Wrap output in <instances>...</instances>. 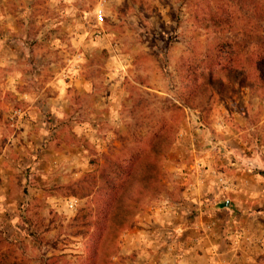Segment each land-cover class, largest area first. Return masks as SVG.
I'll list each match as a JSON object with an SVG mask.
<instances>
[{"label":"rangeland","instance_id":"374dc122","mask_svg":"<svg viewBox=\"0 0 264 264\" xmlns=\"http://www.w3.org/2000/svg\"><path fill=\"white\" fill-rule=\"evenodd\" d=\"M98 2L31 0L26 23L16 25L15 56L7 62L0 55V209L7 217L0 216V242L22 264H77L84 237L72 218L94 210L101 169L133 156L138 172L160 126L176 130L160 157L157 188L139 194L133 180L131 217L116 234L110 264L157 261L156 242L170 234L167 222H158L164 206L181 200L187 182L216 181V170L204 167L227 160L231 144L223 145L222 134L231 139L240 130L247 146L264 140L257 136L264 131V83L231 81L212 89L204 104L184 99L186 68L207 72L219 51L240 43L245 70L252 68L245 59L264 46V21L259 44L239 29L256 23L252 7L236 0H106L98 23ZM222 8L235 13L233 29L216 31L195 19L196 10L203 18L210 10L225 14ZM34 107L32 119L27 111ZM79 183L91 184V194L81 195ZM69 198L78 199L75 210L67 208Z\"/></svg>","mask_w":264,"mask_h":264},{"label":"crops","instance_id":"0c3cea01","mask_svg":"<svg viewBox=\"0 0 264 264\" xmlns=\"http://www.w3.org/2000/svg\"><path fill=\"white\" fill-rule=\"evenodd\" d=\"M30 2L0 0V55L7 62L20 42L16 25L26 23L33 10ZM27 112L32 119L38 115L35 107ZM257 136L264 139V131ZM221 138L231 144L227 160L204 167L206 173L216 170V181L199 180L197 187L196 180L187 182L181 200L164 206L158 222H167L169 239L156 242L160 256L148 264H264V140L247 146L240 130Z\"/></svg>","mask_w":264,"mask_h":264},{"label":"trees","instance_id":"16d2710c","mask_svg":"<svg viewBox=\"0 0 264 264\" xmlns=\"http://www.w3.org/2000/svg\"><path fill=\"white\" fill-rule=\"evenodd\" d=\"M236 1L252 7L253 17L256 21L253 26H250V30H244L241 26L239 28L241 33L246 34L252 42H260L263 31L259 22L264 21V2L257 0ZM222 10L225 14L210 10L203 18H198L200 15L196 10L195 19L203 21L205 28L209 27L216 31L233 29L235 22L232 18L235 17V13L232 14L227 8H222ZM243 49V45L238 43L226 54L217 52V56L211 61L210 66H206L208 67L207 72L194 64L188 66L185 71L187 79L184 86L185 101L204 104L209 101L212 89L223 91L231 81H239L248 85L253 80L264 83V46L253 50L252 55L246 57L247 64L252 63V68H246V70L241 58ZM175 130L176 128L172 124L160 126L154 136L150 138L148 150L143 153L141 158L144 163L138 172L135 169L133 156L128 158L125 163L112 164V169H101L98 187L93 192L97 196L94 210L80 209L77 215L72 218L77 226L75 234L84 237L83 258L77 264H110L113 254L117 251L116 234L128 225L131 217L130 209L134 202L132 199L134 190L131 192L133 180H138L139 186L136 190L139 194L157 188L156 184L159 182L161 174L160 157L173 142ZM82 185L83 183H79V186ZM92 191L91 184L80 188V193L84 196L90 195ZM0 262L22 264L15 256L13 248L2 242H0Z\"/></svg>","mask_w":264,"mask_h":264},{"label":"built area","instance_id":"2783aa9c","mask_svg":"<svg viewBox=\"0 0 264 264\" xmlns=\"http://www.w3.org/2000/svg\"><path fill=\"white\" fill-rule=\"evenodd\" d=\"M106 0H99L96 8H95V20L98 23H101L104 18V8H105ZM19 113V110H14L11 117H14L16 114ZM67 208L69 210H75L78 206V199L77 198H69L66 201Z\"/></svg>","mask_w":264,"mask_h":264}]
</instances>
